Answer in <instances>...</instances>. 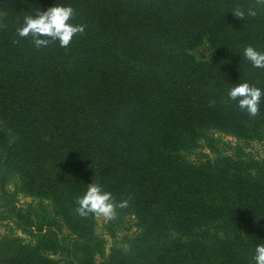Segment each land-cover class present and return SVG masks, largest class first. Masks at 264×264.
I'll use <instances>...</instances> for the list:
<instances>
[{"label":"trees","instance_id":"1","mask_svg":"<svg viewBox=\"0 0 264 264\" xmlns=\"http://www.w3.org/2000/svg\"><path fill=\"white\" fill-rule=\"evenodd\" d=\"M55 4L85 31L38 50L17 29ZM237 7L257 15L236 18ZM248 46L264 51L254 0H0V173L48 202L68 232L60 239L46 221L34 243L0 237V264H254L264 161L214 138H264V97L253 117L226 94L244 82L264 90ZM201 143L208 154L183 156ZM96 182L128 202L117 211L140 232L128 253L105 257L94 214L75 212Z\"/></svg>","mask_w":264,"mask_h":264},{"label":"clouds","instance_id":"2","mask_svg":"<svg viewBox=\"0 0 264 264\" xmlns=\"http://www.w3.org/2000/svg\"><path fill=\"white\" fill-rule=\"evenodd\" d=\"M231 13L239 19L257 15L252 8L245 10L240 7L233 9ZM74 17L75 10L71 6L55 4L34 16H26L23 25L17 29V35L21 38L31 36L38 50L54 41H58L60 47H68L75 36L82 35L85 31L84 25L72 23ZM243 58L255 68H264V51L248 46L243 51ZM226 94L229 101H235L241 111L255 117L259 112L264 90L244 82L229 88ZM76 203L75 212L80 217L87 218L90 214H95L107 220L116 217L117 209L128 206L127 201L117 202L99 182L89 184ZM253 261L254 264H264V243L256 245Z\"/></svg>","mask_w":264,"mask_h":264},{"label":"rangeland","instance_id":"3","mask_svg":"<svg viewBox=\"0 0 264 264\" xmlns=\"http://www.w3.org/2000/svg\"><path fill=\"white\" fill-rule=\"evenodd\" d=\"M254 1L264 5V0ZM205 58L208 59L209 57ZM0 127H2L1 121ZM214 138H218V140L229 144L231 147H240L246 155L256 161H264V138L261 141L251 143L237 141L221 134H214ZM201 147L193 154L184 153L183 156L189 161H196L200 152L208 154V151L203 149L205 148L204 143H201ZM15 184L16 180L13 177L0 173V217L7 218L6 220H0V237H16L22 239L25 244L34 243L36 238L33 237L36 235L37 229L40 226L49 227L50 223L46 221H52L53 226H50L52 231L56 232L60 239L67 238V229L54 217V210L49 203L22 195L15 189ZM12 207H15L16 210H21L27 217L30 215L28 222L24 223V220H22V222L16 223L13 220V215L9 214ZM7 210L8 212L6 213ZM2 213H4V216H1ZM94 216L95 233L103 241L105 257L109 255L112 249L128 253L136 247V241H138L136 239L140 232L132 216L123 215L118 211L116 217L112 220H107L95 214ZM31 232L34 234H30ZM51 258L59 259L57 256H51ZM96 260L98 264H101L103 257L96 256Z\"/></svg>","mask_w":264,"mask_h":264},{"label":"water","instance_id":"4","mask_svg":"<svg viewBox=\"0 0 264 264\" xmlns=\"http://www.w3.org/2000/svg\"><path fill=\"white\" fill-rule=\"evenodd\" d=\"M206 50H205V48L203 49V52H205Z\"/></svg>","mask_w":264,"mask_h":264}]
</instances>
